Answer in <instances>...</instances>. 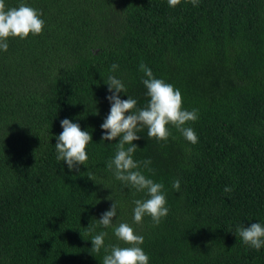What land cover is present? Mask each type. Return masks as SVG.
<instances>
[{
  "label": "trees",
  "instance_id": "obj_1",
  "mask_svg": "<svg viewBox=\"0 0 264 264\" xmlns=\"http://www.w3.org/2000/svg\"><path fill=\"white\" fill-rule=\"evenodd\" d=\"M23 2L45 24L0 50V264H103L110 246H130L114 234L120 223L144 237L149 264H264V246L235 233L264 226V0ZM141 63L181 91L184 109L198 110L185 125L196 144L171 124L166 142L148 139L146 127L133 141V159H150L153 172L140 170L164 185L169 212L159 224L134 222L133 201L148 197L107 167L119 138L101 141L109 75L125 84L121 99L148 103ZM65 118L92 135L87 165L56 158ZM114 201L105 228L98 220ZM102 231L96 253L91 239Z\"/></svg>",
  "mask_w": 264,
  "mask_h": 264
},
{
  "label": "clouds",
  "instance_id": "obj_2",
  "mask_svg": "<svg viewBox=\"0 0 264 264\" xmlns=\"http://www.w3.org/2000/svg\"><path fill=\"white\" fill-rule=\"evenodd\" d=\"M181 0H168L170 7L179 5ZM193 6H197L199 0H190ZM42 13L24 3L23 0L16 7H8L5 0H0V50L7 51V40L10 37L27 38L29 34L39 35L42 33L45 21L41 19ZM119 65H111V71L115 72ZM140 69L145 77L143 84L147 88V96L150 98L146 106L138 107L137 100L128 96L126 100L120 98V93H127V88L121 79L109 75L107 81L110 95L107 99L111 103L110 112L101 128L104 131L101 141H112L118 139L114 158L108 161L107 167L113 171L115 178L123 183L125 187L135 189L136 192H144L147 199H136L133 201V220L139 224L145 215L152 218L155 224L168 215L166 207V195L163 183L154 182L153 179L144 175L141 164L145 168L151 164L150 159L137 161L133 154L138 146L133 143L139 140L137 133L147 128L148 139L155 138L158 141H167L171 135L169 124L181 132L183 137L192 144L198 142V137L191 127H185L189 121L198 119V110L188 111L182 107L181 91L163 79L153 76L152 70L141 63ZM63 131L59 134L55 144L57 160L66 162L69 169L78 165H87V145L92 141V135L83 131L78 123H73L65 118L61 120ZM129 145L128 147H125ZM148 171L153 172L151 168ZM90 179H93L89 175ZM94 180V179H93ZM95 181V180H94ZM106 187V186H105ZM172 187L179 191L180 181H173ZM231 187H225L226 193L232 192ZM111 199V196L109 197ZM98 202V201H97ZM117 205L114 203L110 209L101 215L99 225L107 228L112 226L113 218L116 216ZM236 235L243 243L260 250L264 246V226L261 223H252L250 227L239 226ZM115 236L129 247L110 246V254L103 257V264H149V256L143 251L140 245L144 237L137 235L134 229L127 223H120L114 228ZM106 232L95 235L92 241V249L99 253L105 247L104 238ZM107 252L108 249L105 248Z\"/></svg>",
  "mask_w": 264,
  "mask_h": 264
}]
</instances>
